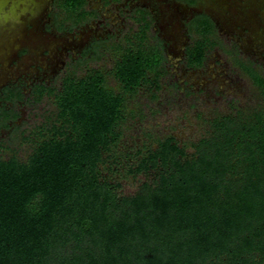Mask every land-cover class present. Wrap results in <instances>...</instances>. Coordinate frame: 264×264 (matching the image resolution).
<instances>
[{"label":"trees","instance_id":"obj_1","mask_svg":"<svg viewBox=\"0 0 264 264\" xmlns=\"http://www.w3.org/2000/svg\"><path fill=\"white\" fill-rule=\"evenodd\" d=\"M87 1L53 0L55 27L72 31L94 17ZM135 10L136 29L94 40L58 86L35 82L28 96L3 88L2 127L23 101L52 96L54 108L22 136L31 142L25 158L4 157L0 143V264H264V74L234 58L263 102L214 116L192 153L167 135L134 161L129 151L117 155L126 96L167 73L160 40L149 39V12ZM188 27L186 63L198 68L219 37L207 14ZM105 50L117 87L101 69L78 73ZM121 158L133 175L152 174L131 194L103 174Z\"/></svg>","mask_w":264,"mask_h":264},{"label":"rangeland","instance_id":"obj_2","mask_svg":"<svg viewBox=\"0 0 264 264\" xmlns=\"http://www.w3.org/2000/svg\"><path fill=\"white\" fill-rule=\"evenodd\" d=\"M52 3L0 0V95L7 84L21 86L25 96L30 95L35 80L58 86L63 73L74 66L93 40L136 29L135 8L149 12V39L160 40L167 73L156 87L144 86L126 96L117 155L129 151L134 161L137 150L154 148L157 138L167 135L192 153V144L207 133L214 116L263 102L258 88L234 58L253 62L264 74V0H119L111 4L88 0L85 8L95 9L98 15L74 32L55 27ZM200 13L213 19L219 45L207 52L202 67L190 69L184 61L185 48L194 37L188 22ZM110 53L105 50L101 58H87L78 73L84 74L86 67L101 69L108 82L117 87L108 72L114 63ZM52 99L44 95L38 103L21 102L20 116L13 125L0 126V143L8 145L2 150L4 157L12 152L20 158L27 156L31 142L22 136L54 108ZM118 161L114 171L102 170L120 183V193H134L142 180L152 178V174L128 171L131 160Z\"/></svg>","mask_w":264,"mask_h":264},{"label":"flooded vegetation","instance_id":"obj_3","mask_svg":"<svg viewBox=\"0 0 264 264\" xmlns=\"http://www.w3.org/2000/svg\"><path fill=\"white\" fill-rule=\"evenodd\" d=\"M119 0H102V2L103 3H106V4H111V3H113V2H118ZM136 9V8H135ZM95 10V9H94ZM96 15H98L97 13H96ZM96 15L94 16V18H96ZM93 19V18H92ZM83 26V24L82 25H80L79 27H75L72 31H67V32H74L76 29H78V28H80V27H82ZM120 29V28H119ZM119 29H117V31H119ZM118 33H121V32H118ZM112 34H108V35H106V37L105 38H107V37H109V36H111ZM118 34H116V36H117ZM110 38V37H109ZM94 41V40H93ZM88 47V46H87ZM187 47V46H186ZM89 48V47H88ZM90 50V49H89ZM164 51V50H163ZM165 54V53H164ZM207 54L208 53H206V57H207ZM185 58H184V61H185V65H186V67L187 68H190V69H198V68H200V67H198V68H194V67H191V66H189V65H187V63H186V48H185V56H184ZM206 57H205V60H204V62H203V64H202V66L205 64V61H206ZM201 66V67H202ZM45 80H43V81H34V83L35 82H44ZM46 82V81H45ZM33 83V84H34ZM7 85H9V86H13V85H10V84H7ZM14 85H16V84H14ZM18 86V85H17ZM4 88V87H3ZM3 88H2V90H3ZM1 94H2V91H1ZM1 101H3V99H0ZM1 104V103H0Z\"/></svg>","mask_w":264,"mask_h":264}]
</instances>
